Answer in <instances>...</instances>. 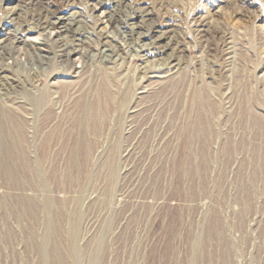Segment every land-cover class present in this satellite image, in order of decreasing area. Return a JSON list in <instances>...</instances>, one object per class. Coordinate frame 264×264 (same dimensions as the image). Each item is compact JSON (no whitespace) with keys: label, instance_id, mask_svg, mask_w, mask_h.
<instances>
[{"label":"rangeland","instance_id":"rangeland-1","mask_svg":"<svg viewBox=\"0 0 264 264\" xmlns=\"http://www.w3.org/2000/svg\"><path fill=\"white\" fill-rule=\"evenodd\" d=\"M40 1L89 24L110 7ZM175 1L173 21L151 6L146 22L177 39L174 78L142 79L133 54L113 71L87 62L76 73L77 61L57 58L64 39L44 45L42 66L35 56L34 68L24 58L5 72L0 264H264V0ZM29 7L0 0V31L7 12ZM193 17L224 23L242 50L229 79L201 52Z\"/></svg>","mask_w":264,"mask_h":264},{"label":"bare ground","instance_id":"bare-ground-1","mask_svg":"<svg viewBox=\"0 0 264 264\" xmlns=\"http://www.w3.org/2000/svg\"><path fill=\"white\" fill-rule=\"evenodd\" d=\"M95 2L97 5L108 3L110 7L103 18L95 19L92 17V24L87 23L86 19L81 18L76 11L71 12V19L64 18L62 14L57 12V9H50L40 0H29L30 10L27 14L20 15L17 13L18 15L16 14L15 17L14 11L6 13L3 25L4 23L8 24L6 27L7 31H0V104H6L5 101L11 94L9 91L11 89V81L5 79L11 80V78L5 72L10 70L14 64L24 60V58L30 60L31 68H34L36 63L35 56L40 60L41 66L45 64L43 62L44 58H48V56L41 52L45 49L44 45L51 41L55 42L63 39L66 41L63 43L62 49L59 50L57 58L63 66L77 61V65L75 64L76 73L81 72L87 62L91 64L95 62L101 68L105 67V69L113 71V68L120 67L125 55L133 54V56H140L142 59L143 63L139 65L142 79H171L179 74L183 68V63L180 60V49L177 39L173 43L172 39L165 35L166 31L159 29L158 24L161 23L159 20L146 23L150 19L151 6L154 8L158 7V10L161 11V16L164 18L168 16L167 20L173 21L179 16V13L174 12V10H179L176 1L127 0L124 2L122 0H85V4H91L94 9L97 6ZM101 13H106V11ZM102 14L100 15L101 17ZM16 18L19 20L16 21ZM167 20L164 24L170 25L172 22L170 23ZM98 22L104 23L105 29L97 28ZM190 26L195 39L202 46L201 52L210 57L208 60L212 65L216 62L218 66L216 72L220 73L226 80L229 79L228 72L231 67L235 65L239 68L242 65V61L239 59L242 50L236 46L231 33L224 29V23H210L206 17H193L190 21ZM12 33L15 39L10 42L11 38L9 37L10 48L8 53H4L7 36ZM81 43L88 44V47L81 48ZM149 57H153V64L150 62L152 65L150 67L145 66V64L149 65V63H146L149 61ZM5 58L13 59L15 63L5 62ZM262 58L264 59V47L262 48ZM23 64L27 65L28 62L26 61ZM260 82L264 85V75L261 77ZM227 85L228 87L230 86L229 83ZM233 95L229 91L225 93L224 97H226L227 103L233 102ZM105 96L106 93L102 94V96L97 94L94 97L95 102L87 106L86 115H92L96 118L95 115L97 113L93 111V108L99 107L100 104L105 105L106 99H103ZM236 100L234 99V105H237L236 102L238 103ZM4 125L6 126V124ZM5 126H3V129ZM0 141H4L2 137H0Z\"/></svg>","mask_w":264,"mask_h":264}]
</instances>
